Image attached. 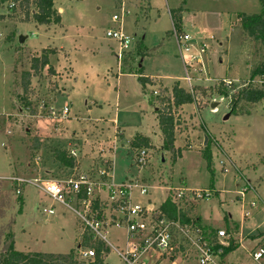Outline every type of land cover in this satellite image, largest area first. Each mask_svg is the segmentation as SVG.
I'll list each match as a JSON object with an SVG mask.
<instances>
[{"label": "rangeland", "instance_id": "374dc122", "mask_svg": "<svg viewBox=\"0 0 264 264\" xmlns=\"http://www.w3.org/2000/svg\"><path fill=\"white\" fill-rule=\"evenodd\" d=\"M180 5L182 31L192 37L191 53L197 55L205 45L204 67L190 72L191 84L211 88L231 81L232 87L225 84L231 94L244 82L264 84V77L251 75L259 67L264 70V43L250 37L240 21V13H261V0H126L123 8L129 13L123 16L117 0H54L61 23L51 26L23 22L22 11H14L8 0L0 3V257L12 238L15 248L26 253L65 254L76 250L83 235L74 211L31 185L22 187L21 207L16 186L3 177H75L108 161L116 183L138 178L148 188L144 196L134 192L142 204L150 200L159 205L172 194L155 188L159 186L210 189V195L186 207L195 206L209 230L230 233L236 245L218 256L219 264H257L252 253L264 244V98L247 106L250 113L234 114L228 96L199 97L198 104L185 105L175 115L180 117L175 143L182 156L174 163L171 153L161 149L156 115L146 94L159 93L160 85L172 87L179 80L189 90L171 17ZM114 15L122 21H114ZM119 29L133 37L131 50L137 39L143 40L149 49L141 62L143 74L162 78L163 83L157 79L143 92L139 75L121 74L115 53L119 43L107 36ZM21 34L27 36L23 44ZM43 49L56 50L49 56L53 71L47 66L33 76L31 108H25L20 99L22 73ZM42 103L56 116L48 115ZM65 106L69 112L62 117ZM137 133L152 140L143 167L135 164L136 149L130 142ZM35 139L41 144L37 150L31 148ZM207 147L213 171L203 156ZM55 148L74 151L75 169L55 162ZM247 186L253 188L243 194ZM253 200L256 208L250 207ZM242 204L251 212L246 219ZM50 206L55 208L52 215L43 212ZM108 241L124 249L125 230L110 227ZM107 246L104 264H124ZM174 254L175 260L163 264H199L190 247Z\"/></svg>", "mask_w": 264, "mask_h": 264}, {"label": "built area", "instance_id": "2783aa9c", "mask_svg": "<svg viewBox=\"0 0 264 264\" xmlns=\"http://www.w3.org/2000/svg\"><path fill=\"white\" fill-rule=\"evenodd\" d=\"M118 1L120 2L119 7L123 9L122 16L124 13L128 14L129 12L123 8L126 0ZM9 6L13 7L15 5L10 1ZM113 19L114 21H122V18L117 15H114ZM32 35L34 36L35 33H32ZM107 36L119 43L118 57L120 61L123 54L131 50L133 37L125 35L121 29L118 31L110 30L107 32ZM175 36L185 65V80L189 84V90L192 91L194 85L191 84L192 76L190 72L194 71L198 65L204 67L205 45L200 48L197 55H194L190 51L189 43L192 37L187 33L179 36L175 33ZM230 83L231 81L227 84ZM154 94H158V91H154ZM40 107L46 109L48 115L56 116V112L52 108H48L45 103H42ZM68 112L69 107L65 106L61 116L67 117ZM72 153L75 154L74 151ZM133 157L135 164L140 167L146 166L149 158L147 147L138 149ZM107 164L108 161H104L102 167L96 171L90 169L75 177L61 179L15 175L3 178L11 181L16 186L17 195L22 194L23 186L31 185L48 195L53 201L74 211L82 225V233L88 232L93 236V239L108 244L124 264H148L147 257L150 255L149 253L155 252L160 258L164 256L169 258L168 256L171 257L176 252L180 253L188 247L194 250L199 264H219L218 256H221L225 247L230 246L232 243L228 230L218 229L215 234L216 238H214L211 230L204 232L198 225L184 223L180 218H169L161 209V204L157 205L150 200L145 204L136 202L134 192L138 191L141 196H144L148 194V188L138 178L116 183L112 179V168H107ZM250 187L253 188V186H247L243 194ZM168 190L172 191V200L183 208L187 206V203L191 204L212 193L210 189H193L184 186L179 188L169 187ZM97 197L102 198L104 204L101 218L98 217L99 212L93 207ZM242 205V217L246 219L251 212L245 209L244 204ZM250 207H257L255 200L250 202ZM43 212L52 215L55 213V208L50 206L44 208ZM110 227L125 230L127 242L124 249H120L108 241ZM79 248L82 259H90L96 256L95 248ZM252 257L257 264H264V244L259 245L253 251Z\"/></svg>", "mask_w": 264, "mask_h": 264}, {"label": "trees", "instance_id": "16d2710c", "mask_svg": "<svg viewBox=\"0 0 264 264\" xmlns=\"http://www.w3.org/2000/svg\"><path fill=\"white\" fill-rule=\"evenodd\" d=\"M7 0H0V3ZM13 2L15 6L11 7L14 11H22L25 15L23 22L32 21L38 25L51 26L52 24H60L61 16L59 11L54 6V0H8ZM118 1V0H117ZM119 6L120 2L118 1ZM150 4V3H149ZM262 11L261 13L246 14L240 13L241 26L247 32V34L255 39H259L264 43V0H261ZM32 6V7H31ZM149 7V5H148ZM183 5H180L174 11H171V17L174 21V34H183L182 22H183ZM50 50V51H49ZM54 49H43L42 54L35 56L32 59L31 68L22 73V89L24 95L20 98L23 103V107L31 108V101L29 98V90L31 86V80L33 76L37 74L40 69L46 68L47 66L53 71L50 66V54L55 53ZM149 54V49L144 45L142 39H137L135 48L127 51L123 54L121 59V72L124 74H137L138 80L141 84L143 91L146 90L147 84L156 85L150 77L143 75V67L141 66L142 59ZM252 78L255 76L264 77V70L257 68L252 72ZM225 81H221L216 87H202L195 85L193 90H187L180 85L179 82H175L171 88L160 85V91L156 94L154 99H151V104L154 107L153 112L157 115L158 130L161 135V149L171 153L173 162L175 163L179 157L182 156V149L177 148L176 142V127L180 122V117L175 116L178 110L188 104L199 103L198 98H207L213 94L225 95L230 98L231 113L243 114L250 113L249 106H253L260 102L264 98V84H258L256 82L248 83L244 82V87L230 93L228 88L225 86ZM248 106V107H247ZM151 139L142 134L131 140L132 148L141 149L143 147L151 146ZM41 144L38 139H35L32 149H39ZM204 159L207 161V167L209 170L212 169V153L209 147L203 151ZM53 157L56 163L61 168H67L70 170L75 169L76 159L72 151L67 149L55 148L53 150ZM102 163H100L101 165ZM112 163L107 164V168H112ZM96 171V170H95ZM77 176V175H75ZM71 177L70 174L64 178ZM61 179V178H60ZM20 205L24 204V199L21 195L18 196ZM94 209L99 212L98 217L101 218V214L104 209L103 199L97 197L94 201ZM161 209L171 219L180 218L184 223H193L200 226L204 232H207L208 227L201 224L199 215H190L189 209L184 206L180 207L171 198V195L167 197L165 201L161 203ZM217 230L211 229V234L216 238ZM13 235L10 234V238ZM217 240V239H216ZM232 241V240H231ZM235 242L232 241L231 245L225 247L222 255L227 254L235 247ZM79 247L82 248H95L96 256L90 259H82L79 253ZM109 250L108 246L100 240L93 239V236L88 232L82 235L81 242L78 243L76 250H71L69 253H43V252H30L26 253L15 248V241L12 238L9 245H7L5 251L0 257V264H104V257ZM94 260V261H93Z\"/></svg>", "mask_w": 264, "mask_h": 264}, {"label": "crops", "instance_id": "0c3cea01", "mask_svg": "<svg viewBox=\"0 0 264 264\" xmlns=\"http://www.w3.org/2000/svg\"><path fill=\"white\" fill-rule=\"evenodd\" d=\"M185 33V32H184ZM119 45H118V50L115 52L116 54H117V57H118V53H119ZM118 59H119V57H118ZM120 62V61H119ZM121 74H124V73H122L121 72ZM117 76H118V74H116ZM135 75V74H134ZM144 75V74H143ZM145 77H150L153 81H155L156 83H157V79H158V81H160V82H162L163 83V79L161 78H159V77H151V76H146V75H144ZM175 82H179L180 83V85L182 86V87H184L182 84H181V80H179V81H175ZM174 84V83H173ZM147 85H149V84H147ZM151 85V84H150ZM164 86H166V87H168V88H171V86H168V85H164ZM185 88V87H184ZM146 89H147V86H146ZM141 90H142V88H141ZM143 91V90H142ZM154 91H156V90H152V93L150 94V96L148 95V93L146 94V96H148L147 97V99L149 100V104H151V99H154L155 97V94H154ZM143 92H146V90L145 91H143ZM154 96H153V95ZM151 106H152V104H151ZM184 107H185V105L184 106H182L181 108H183L184 109ZM154 108V107H153ZM180 108V109H181ZM154 110V109H153ZM154 113V112H153ZM155 114V113H154ZM156 115V114H155ZM156 119H157V115H156ZM156 125L158 126V120H157V123H156ZM156 127V126H155ZM154 127V128H155ZM156 133V132H155ZM138 134V133H137ZM139 134H141V133H139ZM143 135V134H142ZM144 136H146V135H144ZM148 137V136H147ZM150 138V137H149ZM151 139V138H150ZM132 140V139H131ZM131 140H130V142H131ZM152 141V140H151ZM175 145H176V143H175ZM180 148V147H179ZM111 173H112V179H113V170H111ZM114 180V179H113ZM155 188H158V189H164V190H167V191H169L168 190V188L169 187H161V186H159V187H155ZM188 206V205H187ZM187 209H189L188 211H189V214L190 215H196V213H195V206L194 207H188ZM159 255L157 254V253H152V256H151V254L148 256L149 258H148V264H163L164 262H169L170 260H175V258H173V256H171V259H169V258H167L166 256H164V257H158ZM150 260V261H149Z\"/></svg>", "mask_w": 264, "mask_h": 264}, {"label": "water", "instance_id": "95a60500", "mask_svg": "<svg viewBox=\"0 0 264 264\" xmlns=\"http://www.w3.org/2000/svg\"><path fill=\"white\" fill-rule=\"evenodd\" d=\"M26 39H27V36L24 35V34H21L19 36V42H20V44H23L26 41ZM206 139H207V137H205V143L204 144H206Z\"/></svg>", "mask_w": 264, "mask_h": 264}]
</instances>
